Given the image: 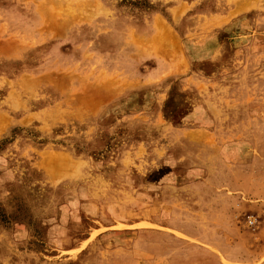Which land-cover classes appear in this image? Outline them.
<instances>
[{"label": "rangeland", "instance_id": "obj_1", "mask_svg": "<svg viewBox=\"0 0 264 264\" xmlns=\"http://www.w3.org/2000/svg\"><path fill=\"white\" fill-rule=\"evenodd\" d=\"M0 264H264V0H0Z\"/></svg>", "mask_w": 264, "mask_h": 264}, {"label": "crops", "instance_id": "obj_2", "mask_svg": "<svg viewBox=\"0 0 264 264\" xmlns=\"http://www.w3.org/2000/svg\"><path fill=\"white\" fill-rule=\"evenodd\" d=\"M155 68L156 67H154L153 69L155 70ZM182 132H184V134H187V136H188L190 131L188 132V130L186 129L184 131L182 130ZM186 132H188V133H186ZM195 144H197V142ZM189 147H190V143L186 141L185 142V148L182 147L179 150H177L175 152L176 153L175 155L178 156V155H181L184 152H189ZM183 148H184V150H183ZM173 157H174V155H173ZM205 169H206V172H207L208 171V166ZM177 170H180L182 173H184L183 176H185V179H184L183 183L186 182V181H189V183L191 181L198 182L201 179H204L203 177H204L205 174H203L202 165L199 163V161H197V162L195 161V163L193 165H190V167H188V166L184 167L182 165L180 167H174V168L167 169L166 170L167 177L168 176H174L175 172ZM188 174H191V175H188Z\"/></svg>", "mask_w": 264, "mask_h": 264}, {"label": "bare ground", "instance_id": "obj_3", "mask_svg": "<svg viewBox=\"0 0 264 264\" xmlns=\"http://www.w3.org/2000/svg\"><path fill=\"white\" fill-rule=\"evenodd\" d=\"M165 28V27H164ZM166 31V30H165ZM160 32V31H159ZM167 32V31H166ZM164 33V32H163ZM170 33V32H169ZM158 34V33H157ZM165 34V33H164ZM164 34H161L162 36L164 35ZM166 35V34H165ZM172 35V34H171ZM173 36V35H172ZM161 39V38H160ZM176 39V38H175ZM167 41H168V39H167ZM174 43V42H173ZM170 44H172V43H170ZM175 45V44H174Z\"/></svg>", "mask_w": 264, "mask_h": 264}]
</instances>
